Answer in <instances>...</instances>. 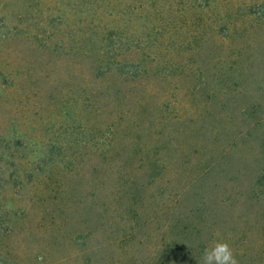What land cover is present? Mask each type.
<instances>
[{
    "label": "rangeland",
    "instance_id": "obj_1",
    "mask_svg": "<svg viewBox=\"0 0 264 264\" xmlns=\"http://www.w3.org/2000/svg\"><path fill=\"white\" fill-rule=\"evenodd\" d=\"M264 264V0H0V264Z\"/></svg>",
    "mask_w": 264,
    "mask_h": 264
},
{
    "label": "clouds",
    "instance_id": "obj_2",
    "mask_svg": "<svg viewBox=\"0 0 264 264\" xmlns=\"http://www.w3.org/2000/svg\"><path fill=\"white\" fill-rule=\"evenodd\" d=\"M197 264H238V261L229 242L216 239L203 249Z\"/></svg>",
    "mask_w": 264,
    "mask_h": 264
}]
</instances>
